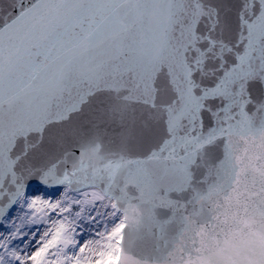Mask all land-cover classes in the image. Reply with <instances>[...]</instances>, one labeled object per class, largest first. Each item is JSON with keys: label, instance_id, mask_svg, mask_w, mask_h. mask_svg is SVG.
Wrapping results in <instances>:
<instances>
[{"label": "snow or ice", "instance_id": "obj_1", "mask_svg": "<svg viewBox=\"0 0 264 264\" xmlns=\"http://www.w3.org/2000/svg\"><path fill=\"white\" fill-rule=\"evenodd\" d=\"M0 264H264V0H0Z\"/></svg>", "mask_w": 264, "mask_h": 264}]
</instances>
